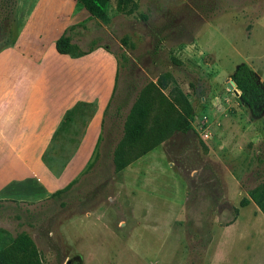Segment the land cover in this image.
Returning a JSON list of instances; mask_svg holds the SVG:
<instances>
[{
	"label": "rangeland",
	"instance_id": "374dc122",
	"mask_svg": "<svg viewBox=\"0 0 264 264\" xmlns=\"http://www.w3.org/2000/svg\"><path fill=\"white\" fill-rule=\"evenodd\" d=\"M125 2L126 13L112 0L107 23L90 17L73 31L79 50L98 53L76 67L48 58L34 90L100 88L104 46L115 52L117 91L92 161L60 196L0 200V228L28 233L41 264H264V213L250 196H264V113L253 117L230 87L242 63L264 84V0ZM147 93L149 129L181 114L191 130L157 147L167 160L135 162L132 170L151 174L139 181L115 173L112 154ZM70 128L61 127L46 156L54 175L73 152L65 148Z\"/></svg>",
	"mask_w": 264,
	"mask_h": 264
},
{
	"label": "crops",
	"instance_id": "0c3cea01",
	"mask_svg": "<svg viewBox=\"0 0 264 264\" xmlns=\"http://www.w3.org/2000/svg\"><path fill=\"white\" fill-rule=\"evenodd\" d=\"M82 8L77 0L20 2L17 40L13 47L0 53V200L45 196L67 188L75 181L77 168L84 166L83 172L93 159V150L101 140L105 112L117 91L119 62L115 52L104 46L106 67L100 88L96 85L94 89L83 86L79 93L65 96H47L34 91L48 58L64 60L71 67H76L80 61L98 53L88 51L86 55L76 57L60 54L56 49L57 40L69 28L93 21ZM77 81L74 80L75 83ZM75 108L69 138L65 140V148L73 152L66 160L65 169L54 175L47 165L46 156L63 126L65 116ZM157 149L135 162L147 159V164H152L167 160L160 149L153 153ZM135 162L119 174L127 170L133 174L130 178L139 181L149 179L151 174L145 169L132 170ZM170 166L173 168L172 164ZM163 172L173 173L171 170ZM49 175H53L55 180L49 181Z\"/></svg>",
	"mask_w": 264,
	"mask_h": 264
},
{
	"label": "trees",
	"instance_id": "16d2710c",
	"mask_svg": "<svg viewBox=\"0 0 264 264\" xmlns=\"http://www.w3.org/2000/svg\"><path fill=\"white\" fill-rule=\"evenodd\" d=\"M90 14L92 19L101 23L109 21L108 8L112 0H77ZM126 0H118L117 10L125 12ZM128 1V0H127ZM21 0H0V53L14 46L19 30V8ZM78 26L69 28L56 42L57 51L63 55L83 56L88 52L78 49L73 43V31ZM232 81L239 91V99L246 106L253 117L264 113V84L247 63L239 65L231 75ZM149 94L140 96L134 103L129 115L123 124V136L113 150V165L115 173H119L139 158L157 149L166 138L174 133H187L191 126L187 118L181 114L169 117L156 123L149 129L147 122L151 112ZM78 109V108H77ZM75 110L65 116L63 125L73 121ZM63 190L55 192L53 196L62 195ZM253 200L264 213V196L259 197L257 192L250 194ZM250 200L244 199L241 203L247 206ZM237 217L234 215L233 222ZM198 230L196 227H194ZM205 228V227H204ZM0 264H41L38 249L32 237L21 232L13 235L8 229L0 228Z\"/></svg>",
	"mask_w": 264,
	"mask_h": 264
},
{
	"label": "water",
	"instance_id": "95a60500",
	"mask_svg": "<svg viewBox=\"0 0 264 264\" xmlns=\"http://www.w3.org/2000/svg\"><path fill=\"white\" fill-rule=\"evenodd\" d=\"M230 87L232 88V89H234V91H235V93H236V95L237 96H240V93H239V91L236 89V85H235V83L231 80L230 81ZM72 263V261H68L67 262V264H71Z\"/></svg>",
	"mask_w": 264,
	"mask_h": 264
}]
</instances>
